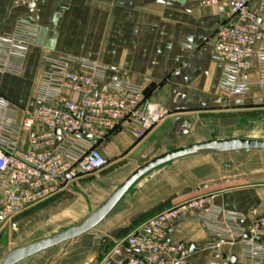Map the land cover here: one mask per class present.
Masks as SVG:
<instances>
[{
    "label": "crops",
    "instance_id": "obj_1",
    "mask_svg": "<svg viewBox=\"0 0 264 264\" xmlns=\"http://www.w3.org/2000/svg\"><path fill=\"white\" fill-rule=\"evenodd\" d=\"M263 3L254 0L252 9L261 11ZM228 14L226 3L211 5L202 0H0V35L12 33L21 22L37 28L22 74L0 73L1 149L29 152L34 148L35 133L46 130L40 122L28 125L27 119L36 106L47 57H69L71 68L78 71L90 72L85 67L89 63L102 66L103 88L116 81L142 87L152 103L149 114L155 120L142 136L140 125L127 121L101 140L98 146L108 167L72 184H54L46 199L4 222L0 242L10 232L20 234L36 216L79 213L76 210L81 200L107 189L94 182L111 166L129 167L128 176L145 161L188 144L177 142L186 123L173 130L180 117H193L196 123L207 114H231L234 117L228 124L233 125L235 119L249 120L264 112V84H254L242 95L227 96L219 91L224 65L214 55L215 32ZM260 75L254 59L248 77L258 79ZM168 143L172 146L158 152ZM164 166L166 169L156 171ZM158 168L143 176L101 223L103 255L94 264H121L135 253L134 247L124 242L134 229L156 213L194 196L210 195L213 217L217 221L231 217L242 230L264 214V166L246 170L235 163L226 167L223 162L186 157ZM118 179L109 178L108 183L113 185ZM246 235L219 239L204 225L200 213L176 221L168 232L169 240L186 243L189 264L222 259L251 263L248 252L264 251V246L250 243ZM43 252L18 264H81L78 256L69 254L52 261L51 255L38 258ZM257 258L264 264V256Z\"/></svg>",
    "mask_w": 264,
    "mask_h": 264
},
{
    "label": "built area",
    "instance_id": "obj_2",
    "mask_svg": "<svg viewBox=\"0 0 264 264\" xmlns=\"http://www.w3.org/2000/svg\"><path fill=\"white\" fill-rule=\"evenodd\" d=\"M202 1L224 2L229 8L227 19L215 32L214 55L224 65L220 93L242 95L252 85L264 84V3L259 11L252 9L254 0ZM36 34L34 25L21 22L12 33L0 35V73L22 74ZM254 59L261 72L258 79L248 77ZM47 62L35 109L27 119L28 125L40 122L46 130L35 133L29 152L0 148V231L6 220L46 199L54 184H72L105 170L109 163L99 142L125 122L138 123L141 136L155 124L149 114L152 103L142 87L116 81L103 88L105 69L95 63L87 64L90 72H85L72 69L69 57H47ZM57 139L62 142L57 144ZM195 213L219 239L247 234L250 243L264 246V214L242 230L231 217L217 221L212 197L203 194L156 213L134 229L124 242L135 253L121 264H189L186 243L169 240L168 232L173 223ZM261 256L262 249L249 251L252 262L248 264H262L257 258ZM211 264L247 263L222 259Z\"/></svg>",
    "mask_w": 264,
    "mask_h": 264
},
{
    "label": "rangeland",
    "instance_id": "obj_3",
    "mask_svg": "<svg viewBox=\"0 0 264 264\" xmlns=\"http://www.w3.org/2000/svg\"><path fill=\"white\" fill-rule=\"evenodd\" d=\"M224 114H207L205 117L200 118L190 128L185 127L180 133V138L177 140L179 144L191 143L199 140L215 137H250L264 139V112H259L254 115L253 118L247 119H235L233 125L231 123L232 117ZM256 116V117H255ZM229 117V118H226ZM172 146V143L158 149V152L168 149ZM157 152V151H156ZM192 159L209 160L210 162H227L231 161L242 169H255L256 167L264 166V150H241L234 152H222L216 154H202L191 156ZM166 166L158 168L162 171ZM110 171L98 176L97 186H106L107 189L103 190L96 196H92L87 199L81 200L80 209L76 210L79 213L73 211V213L62 211L58 214H47L42 217H37L34 221L28 222L25 225V229L20 231V234L13 235L10 232L7 239L0 242V264L4 256L16 247L23 244L39 240L56 233H59L83 220L91 211L96 209L102 202H104L113 188L119 185L123 178L129 173V167H110ZM125 169V170H124ZM119 178L118 181H114L113 185L108 183L109 178ZM96 186V187H97ZM95 187V186H94ZM89 192H84L87 195ZM103 224L97 226L89 233L81 235L75 239L66 241L59 246H56L41 255H51V261L57 257L74 255L80 258L81 264H94L95 260H100L103 255L102 245L100 243L99 235L102 232ZM13 231V229H11ZM16 231V230H15ZM18 233V231H16ZM93 254L92 257L89 255ZM97 257L94 258V255ZM92 260V261H90ZM86 261V262H84Z\"/></svg>",
    "mask_w": 264,
    "mask_h": 264
},
{
    "label": "water",
    "instance_id": "obj_4",
    "mask_svg": "<svg viewBox=\"0 0 264 264\" xmlns=\"http://www.w3.org/2000/svg\"><path fill=\"white\" fill-rule=\"evenodd\" d=\"M183 122L186 123L187 128H190L195 122V119L193 117L178 118L174 123V132ZM241 150H264V139L236 136L215 137L174 147L164 153H161L139 165L112 191V193L104 202H102L96 209L91 211L83 220L59 233L14 248L4 256L1 264H18L25 259L47 249L53 248L66 241L89 233L107 218V216L113 211V209L123 199L127 192L143 176L162 165L181 158L196 155L216 154ZM223 165L226 167H232L233 163L227 161L223 162ZM246 236L248 237V235ZM106 240L107 238L105 237L102 242H105ZM231 260L234 261L235 257H233Z\"/></svg>",
    "mask_w": 264,
    "mask_h": 264
}]
</instances>
